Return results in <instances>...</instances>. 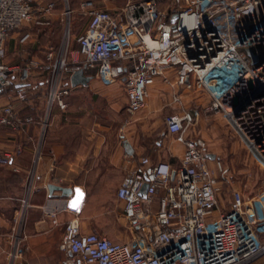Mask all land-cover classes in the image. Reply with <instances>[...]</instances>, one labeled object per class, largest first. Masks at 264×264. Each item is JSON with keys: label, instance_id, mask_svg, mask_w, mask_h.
<instances>
[{"label": "built area", "instance_id": "1", "mask_svg": "<svg viewBox=\"0 0 264 264\" xmlns=\"http://www.w3.org/2000/svg\"><path fill=\"white\" fill-rule=\"evenodd\" d=\"M34 2L0 0V95L6 100L0 104V128L19 130L33 121L21 119L16 108L28 100L23 86L33 71L51 72L49 111L55 105L66 111L74 87L65 78L84 68L104 87L121 82L131 111L146 107L151 87L167 85L177 111L165 119L167 132L184 147L175 166L139 155L126 139L129 169L117 197L124 203L133 242L78 233L68 222L60 244L64 256L57 264H264V189L247 199L244 186L236 185L230 209L216 215L220 183L212 164L218 163L219 169L221 164L208 157L207 141L189 132L201 110L221 113L264 166V0H176L171 12L156 0L129 1L117 12L96 10L85 1L81 7L88 9L90 21L77 39L76 53L70 51L75 11L65 0V47L58 55L48 53L45 64L33 61L17 72L6 63L5 47L10 35L32 20ZM56 9L49 2L38 11L46 17ZM249 48L258 65L248 56ZM186 94L195 95L192 106L185 102ZM13 159L0 149V167L10 166ZM156 199L160 210L154 213L145 206ZM22 203L5 253L9 264H29L23 224L28 203ZM43 213L58 224V215H77L78 210L67 200L49 201Z\"/></svg>", "mask_w": 264, "mask_h": 264}, {"label": "crops", "instance_id": "2", "mask_svg": "<svg viewBox=\"0 0 264 264\" xmlns=\"http://www.w3.org/2000/svg\"><path fill=\"white\" fill-rule=\"evenodd\" d=\"M86 1L91 2L92 8L96 10L117 12L123 8L118 0ZM80 10V4L74 3V11ZM52 15L53 13L48 16ZM62 21L64 22L63 17ZM89 21L90 18L75 33L71 27L70 48L75 42L78 51L77 39L85 33ZM43 26L48 27L43 33L46 38L47 31L52 26L51 20L45 19ZM17 33L15 31L10 35L5 47L6 63L17 72L33 61L45 64L48 53L55 52L58 55L62 49L51 48L46 52L40 51L43 56L28 53L30 58L24 57L22 53L30 52V45L36 51L35 48L41 41H31L32 35L28 32L20 37ZM44 43L47 45L50 42ZM26 45L27 50L24 47ZM10 55H18L20 60L13 61ZM79 59L83 60V57L79 56ZM90 75L94 79L88 86L74 87L67 98L66 111L57 105L49 111L48 96L52 74L43 70L33 71L31 78L23 86L28 100L16 103L19 117L23 120L31 117L33 121L19 130L0 128V149L14 155L10 166L0 167V264H9L5 253L10 249L9 235L17 215L22 212L23 201L28 203L23 224L29 247L26 252L29 264H57L63 258L60 244L68 222L72 223L78 233H95L117 243H125L133 238L132 231L129 232L124 227L123 222L128 220L124 216V203L117 197L118 189L129 169L125 161L124 141L128 139L139 155L146 154L138 150L137 145L129 138H124L125 135L121 132L122 129L124 132V127L116 130L104 124L100 125L102 128H98L97 121L91 119L88 109L76 105V101L93 90L92 86L101 84L95 74ZM67 81L70 78L66 77L65 83ZM3 103H6L5 97L0 95V104ZM203 112L206 111L201 110L200 115ZM190 134L196 136L191 132ZM168 136L167 132L166 137ZM155 147L158 149L156 153L146 155L154 162L171 163L175 166L179 164L184 151L181 144L173 139L168 142L164 138L155 142ZM49 185L69 188L72 194L63 196L56 191L50 197ZM219 199L221 200L220 194ZM65 200L78 210L77 215L62 213L57 217L58 224L54 223L53 218L44 217L43 207L49 201L60 203ZM145 207L156 213L160 210L159 200L156 199Z\"/></svg>", "mask_w": 264, "mask_h": 264}, {"label": "rangeland", "instance_id": "3", "mask_svg": "<svg viewBox=\"0 0 264 264\" xmlns=\"http://www.w3.org/2000/svg\"><path fill=\"white\" fill-rule=\"evenodd\" d=\"M85 1L70 0L71 8L74 10V3H78L81 6ZM129 1L135 0H118L122 4L120 5L121 7H124ZM156 1L162 10H167L168 12H171L177 6L176 0ZM49 2H55L57 9L52 16L44 17L38 9ZM64 3L65 0H35L36 11L32 20L16 32H18L17 35L19 34V37L28 32L32 35L31 41H41V44H37L38 47L35 46L36 51L30 45V52L25 51V53H22L24 57L30 58L31 55H27L28 53H39V55H42L40 51L46 52L51 48L58 50L65 47L69 21L66 18H64V22L62 21L63 16H61V13L64 11ZM45 19H50L52 22L46 38L43 37L44 30L48 28L43 26ZM88 20V9H82L81 7L80 11H75L71 19L73 33L83 28L88 23ZM44 42L50 43L46 45ZM24 47L26 50L28 49L27 45ZM70 51H77L75 42L71 44ZM10 59L13 61L20 60V56L10 55ZM68 61L70 67H73L74 63L70 54H68ZM92 87L93 90L81 97V101H76V105L88 109L91 119L97 121V127L104 124L116 130L124 127V138H129L130 141L137 145L138 150L150 156L158 150L155 147V142L164 138L169 142L172 139L170 136L166 137L167 126L165 119L168 115L177 111L174 109V105L171 104L172 95L169 87L162 82H158L149 91L148 103L141 111L130 110L126 91L121 82L111 87H104L102 84H95ZM194 98L195 95H184V100L189 103V106L194 104L191 102ZM201 100L206 102L205 100L207 99L201 97ZM189 132L204 138L208 143L210 152L216 155L215 160L221 164V169H219L218 163L214 162L212 164L214 168H217V176L220 183L219 194L221 200L216 215L230 209L233 196L232 189L236 185L244 186L247 199H253L259 191L264 189V166L248 150L228 121L224 119L223 114L201 113L197 122L190 127ZM123 223L127 231L130 232L131 224L128 221ZM132 242L133 238L126 243Z\"/></svg>", "mask_w": 264, "mask_h": 264}, {"label": "water", "instance_id": "4", "mask_svg": "<svg viewBox=\"0 0 264 264\" xmlns=\"http://www.w3.org/2000/svg\"><path fill=\"white\" fill-rule=\"evenodd\" d=\"M177 18H178V14H176V15L173 16L172 21H175ZM247 54L251 58V61H252L253 65H258L259 58L255 54L254 49H252V48L247 49ZM93 79H94L93 76L87 75L86 72H85V69L84 68H81V69L75 71L71 75V77H70V83H71V86L72 87H77V86H80V85L81 86H88L89 83ZM208 157L211 160H215L216 159V155L215 154H209ZM48 189H49L50 197H52L53 194H54V192H56V191L61 192L63 196H69V195L72 194V190L71 189L64 188V187H59V186H56V185H49L48 186ZM147 189H148V185H145L144 186V191L142 192V194H143L144 197L146 196V190ZM146 232H147V230L146 231H143V234H145Z\"/></svg>", "mask_w": 264, "mask_h": 264}, {"label": "trees", "instance_id": "5", "mask_svg": "<svg viewBox=\"0 0 264 264\" xmlns=\"http://www.w3.org/2000/svg\"><path fill=\"white\" fill-rule=\"evenodd\" d=\"M10 90L12 91V90H14V88H11ZM10 90H9V91H10ZM11 91H10V92H11Z\"/></svg>", "mask_w": 264, "mask_h": 264}]
</instances>
